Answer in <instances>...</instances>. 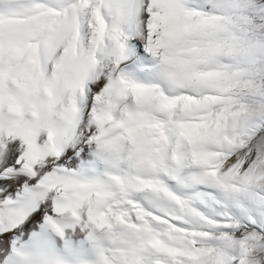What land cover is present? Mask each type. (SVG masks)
<instances>
[{
	"label": "snow or ice",
	"instance_id": "snow-or-ice-1",
	"mask_svg": "<svg viewBox=\"0 0 264 264\" xmlns=\"http://www.w3.org/2000/svg\"><path fill=\"white\" fill-rule=\"evenodd\" d=\"M0 264H264V0H0Z\"/></svg>",
	"mask_w": 264,
	"mask_h": 264
}]
</instances>
